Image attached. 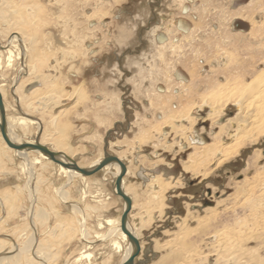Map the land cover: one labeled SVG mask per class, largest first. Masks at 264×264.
<instances>
[{
    "label": "rangeland",
    "instance_id": "rangeland-1",
    "mask_svg": "<svg viewBox=\"0 0 264 264\" xmlns=\"http://www.w3.org/2000/svg\"><path fill=\"white\" fill-rule=\"evenodd\" d=\"M179 6V0H0V50L14 34V45L27 47L22 59H14L5 70L11 76L0 81L5 118L34 120L39 127L32 125L26 132L14 128L18 143L41 137L50 148L55 141L61 147L58 152L83 169L104 153L106 141L105 152L128 169L123 177L125 188L132 190L128 222L140 225L137 240L142 247L136 264H264L261 125L242 129L253 140L234 157L219 164L217 157L208 165L199 163V175L183 170L199 159L191 162L187 157L212 143L218 126L238 110L229 103L220 117L204 120L209 91L216 86L228 93L237 82L242 87L264 78V59L253 62L247 74L240 62L245 55L242 35L251 36L252 50L264 52V0H185L181 11ZM235 9H244L242 18L229 16ZM219 34L223 41L217 39ZM168 38L181 41L179 52H172L170 45L158 51ZM215 45L220 50H214ZM155 51L163 54V62ZM20 62H26L30 72L20 71ZM181 111L187 119L196 118L191 128L186 120L173 123L182 125L185 141L168 126ZM159 115L166 125L159 126ZM145 129L151 141L143 143L137 138ZM231 132L218 144L231 143ZM2 146L8 148L0 142V200L12 198L16 213L2 201L6 206L0 205V239L13 241V232L30 223L25 216L29 204L27 191L8 193L22 187L29 172L21 174L22 159ZM49 166L35 167L44 194L37 204L47 213L42 226L33 225L34 240L44 245L39 262L82 264L80 256L90 253L91 264L121 263L127 242L113 232L109 240L104 238L113 229L105 220L118 219L123 208L112 190L114 169H101L83 180L68 179L56 165ZM153 179L168 183V188L158 193L155 184L150 186ZM64 191L68 198L63 200ZM75 203L79 215L73 212ZM83 228L90 245L84 242ZM248 252L251 260L245 256ZM20 264L28 263L23 259Z\"/></svg>",
    "mask_w": 264,
    "mask_h": 264
},
{
    "label": "bare ground",
    "instance_id": "bare-ground-1",
    "mask_svg": "<svg viewBox=\"0 0 264 264\" xmlns=\"http://www.w3.org/2000/svg\"><path fill=\"white\" fill-rule=\"evenodd\" d=\"M100 1L101 0H99V2ZM179 1H180V6L179 7H181L182 4L184 3V0H179ZM102 3H101V5H102ZM239 8H241V7H239ZM251 8H249L248 10L246 9L248 14H250ZM37 10H38V7H37ZM101 10H103V9H101ZM101 10H99V12H101ZM241 10L243 11L244 9H237V10L235 9V11L229 13L230 14L229 16L230 17H237V18H238V16L241 17V15H240L241 12H242ZM89 15L91 16V14H89ZM187 16L188 15H186L185 18H187ZM91 17H93V16H91ZM86 20H88V18ZM191 32L192 31L190 30L187 34H185V36L191 34ZM14 35H15V37H17L16 34H14ZM15 37L14 36L11 37V39L9 41V44H11V46H13L16 49V54L13 53L12 49H9V48L4 50V52L6 54L5 55L6 56V59H5L6 61L5 62H8V64H11V62H14L13 61L14 59L15 60L22 59V51L25 52V50H26L25 49L26 46H24V45H22L20 49L18 47H16L17 46L16 44H15L16 46L14 45V43L16 42V38ZM240 37H241L240 40L243 43V46H241L240 49L242 50L243 54H245L243 56V59L240 62H244L243 65H242V67H243L242 71L247 74V73L250 72V68H251V65H252L253 62H256L258 60L264 59V52L263 51H259V49L258 50H256V49L252 50L253 44H252V42L250 40L251 36H250V38L249 37H244L243 35L240 36ZM217 39L222 40V39H225V38L221 37L220 34H219ZM172 42L173 41H171V38H168V41L166 43L159 44L156 48L159 51V50L165 49L166 45L167 46L170 45L169 47L171 48L170 50L172 52H175V51L179 52V49H180L179 46H180V42L181 41L180 42L179 41L178 42H174V43H172ZM248 44H250L249 47H248ZM157 49H155V50H157ZM213 49L214 50H220V46L219 45H215L213 47ZM151 51H152V49H151ZM158 51H155V52L158 53ZM236 53H237V55L241 56V53L238 50L236 51ZM151 55H154V54H151ZM157 55L159 57L158 59L160 60L159 62H163L162 61L163 60V54L162 53H158ZM173 55H174V57L176 56V54H173ZM2 57L4 59V56H2ZM147 58L149 59V57H147ZM144 59L146 60V58H144ZM150 59H153V57L151 56ZM179 61H180V59H176V62H179ZM135 63H137V65L139 67L141 66L140 62H134L133 66L135 65ZM169 69H170L169 70V75H170V73L173 72L174 68L172 66ZM168 78L170 79V76H168ZM206 83L210 84V85L213 84L209 79H206ZM239 83L240 82H237V85H235L233 89L230 88L231 90L228 93H226L224 90L216 89V86L213 89H211V91H209V93H211L212 96L209 97L208 100L204 103V106L206 107V109H208V112L206 113V115L204 117L205 118L204 120H207V119L212 120V119L220 117L222 115V113H223L224 106L226 104H229V103H232L233 106H235V107L238 106V110L236 111V114H235L234 117H232L230 119H226L225 122L222 125L220 124L218 126V132L216 133V135H214L212 143H209L207 145H202V147H200L198 150L197 149L194 150L193 156L190 155V156L187 157L189 161L194 162V159L197 156H199V159H197L193 164H191V165L186 164V165L183 166V170H185L187 172H190L191 175H197L199 173V170H200L199 163H205L206 165H208L209 162L214 157H217L218 158V164H219V163H221V162H223L225 160H228V159L234 157L236 155V153L238 152V150L245 143H247L248 141L251 142L253 139L251 140L250 137H248L246 134H244L242 129H245V128L250 127V126H254V125L260 124L261 125L260 131L262 130V132H260V133H264V104H261V101L264 99V78L256 77L252 81V83H247L246 86H242V87H239ZM177 84L178 85H182L183 82L179 81V82H177ZM175 85H176V83H175ZM211 88H212V85H211ZM241 89H242V91H241ZM168 91H169V87L165 88L164 94L168 93ZM219 91L221 93H219ZM2 92H3L2 89H0V95L2 94ZM16 92H17V90H16ZM1 100H2V98H1ZM4 111H5V108H4ZM158 117H160V121H163V116L159 115ZM178 117H179L178 119H176L174 121H171L170 124L168 125L169 126V131L174 133V135L179 136L181 139H183L185 141L186 140V135H183L184 134L183 133L184 129H183L182 125L178 123V126H174L173 123L174 122H183V120L184 121L186 120L185 122H188L189 123V128H191L195 124L196 118H192L191 117V118L187 119V118L184 117V113L182 111L179 113ZM5 120H6L8 138L13 143H18L19 142V138L13 132L14 128L15 129H19V130H21L23 132H26V131L29 130V128L32 125H36L37 127H39V124L35 123L34 120L23 118V117H8V116H6ZM232 121L234 122V124L231 123ZM167 123H168L167 121H163L162 123H160L159 126L161 127L163 125H166ZM240 125L242 127H240ZM231 129L233 130L232 131L233 134H232L231 143H228L227 145H224V146L219 145L218 141L221 139L222 135L223 134L224 135L225 134L228 135V133L231 132ZM137 139H139L143 143L151 141L150 134H149V129H145V130L141 131L138 134V138ZM0 142L1 143L3 142L1 136H0ZM28 143L33 144L34 141H31V142H28ZM38 143L40 145H42V146L46 145V141L41 139V137H39ZM193 147H195V146H193ZM2 148L5 149V150H8V151H11V152L13 151L15 155L19 156L20 159H22V163L19 165L21 174L25 173V171L29 172V175H28L29 177H28V180L25 182V184L22 187H19V188L16 187L14 189V190H16L14 193H8V194H10V195L18 194V193L20 194L22 192V190L27 191L25 197L27 198L29 205H27V207L25 208V216H26V218L29 219L30 223L28 222V226L25 225V227L23 229H20V230L16 231V233L13 232V235L15 236V240L6 241V240H1L0 239V264H20V262H22L23 259L28 264H29V262L31 264H43V263H41L42 261L39 258H40L41 252L44 251V245L41 244V242H36L34 240V238H33V232L35 230V228H33V225L36 224L37 226H42L43 222L46 220V217H47L46 216L47 213L45 212L44 208H42L41 206L39 207L38 204H37V202L39 200L44 199V198L41 197V195L43 194V191L40 188V184H41L40 177L42 175L39 172H36V170H35L36 165L39 166L38 167L39 170H42L43 168H46L49 165H53L54 164V165L57 166L59 173L64 174V176L66 175L68 177V179H70L72 177H78V178H81L83 180H86V179H90L91 175L85 177V176H81V175H79V174H77V173H75L73 171L64 169V168L60 167L59 165L49 161L46 157H44L43 155H41L37 151H21V152H17V151H14L12 149H9V148L6 149L3 146H2ZM48 149L51 150L52 152L61 151V150H59V149H61V147L55 141H52L51 147L48 148ZM30 152H33V153L37 154V156H34ZM32 155L34 157L33 158H29ZM102 157H103V154L101 153L100 157L95 162H93L90 166L88 165L89 166L88 168H90V167L96 165L97 163H99L100 160L102 159ZM76 165H77V163H76ZM33 167H34V169H33ZM111 168L114 169V173L112 174L113 175V179H114L117 176V174H118L117 165L111 164V165L105 166L102 169V171L105 172V171H108ZM126 171L128 173V169ZM34 172L36 173V175H34ZM69 181H68V183H69ZM123 181H124V178L122 179V189H123V192L125 193V195L128 196V193L131 192L132 190L130 188L129 189L125 188V185H124ZM152 182L153 183H151V185L149 183V185L152 187L155 184L156 185L155 187L157 188L158 193L161 192V191H165V189H167L168 186H169L168 183L164 185L162 183V181H160L158 179H153ZM60 194L62 195L63 200L65 199V197L68 198L66 196V194H67L66 191H64L63 193H60ZM84 196H85V193L83 192V195L81 196V199H84ZM3 197H4V199H2V201L5 202L6 204L9 203L10 206H7V207H10L9 209H11L12 212L16 213L14 211V208L12 207L13 206V201H11V200H13V199L9 198V197L6 198L5 196H3ZM2 201L0 200V205L3 206L5 204ZM30 204H31V208H30ZM72 207H73V212L78 213V215H79V213L81 211L79 209L78 203L73 204ZM89 210H91V211L94 210L95 211L96 209H92L91 208ZM11 211L9 210L8 213L12 214ZM120 215H119L118 219H116V220H113V219L112 220L111 219L105 220V224H107L108 226L113 225V229L109 230V232L104 235L105 237L104 236L103 237L105 239H108L110 237V233L113 232V234H116L122 241L127 242L126 251L124 253V256L121 258L122 259L121 263H123L128 258L129 254L131 252V246L129 245L126 236L120 231V228H119V226H120ZM7 216H8V214H7ZM0 218L2 219L3 217H0ZM83 221H84V217H83ZM204 221H206V220H202V222L199 221L198 222L199 225L204 223ZM81 223L83 225V222H81ZM2 225H3V221H0V226H2ZM139 226L140 225L136 224L133 227H131V224H129V222L127 223V230L136 238V240H137V231L139 229ZM0 230H1V228H0ZM28 233H29V235H27ZM82 234H83L82 236L84 238V242H86L87 245L92 244L91 241L88 240L89 234L84 228L82 230ZM22 237L24 238L23 239L24 241L21 242L20 244H18V239H20ZM112 240H114V239H112ZM5 243H6L7 246L5 245ZM138 244H139V241H138ZM113 246H114L115 252H118V250H119L118 244L116 242H114ZM141 249H142V247L139 245V253H138V256H137L138 258H139V255L141 254V251H142ZM91 255L92 254H90V253H83L80 256V259L83 261L82 264H91V262H90V259L92 258ZM245 256H247V258L249 260L252 259L250 252L246 253ZM135 259H134V263H135ZM39 260L41 262H39ZM78 260H76V261H78ZM100 264H103L102 261H101ZM213 264H219V263L217 261H215Z\"/></svg>",
    "mask_w": 264,
    "mask_h": 264
},
{
    "label": "water",
    "instance_id": "water-1",
    "mask_svg": "<svg viewBox=\"0 0 264 264\" xmlns=\"http://www.w3.org/2000/svg\"><path fill=\"white\" fill-rule=\"evenodd\" d=\"M109 135V133L106 134V137ZM0 136L5 143V145L14 151L21 152V151H37L44 157H46L49 161L59 165L60 167L73 171L81 176H90L101 169H103L105 166L115 164L118 167V174L114 178L112 190L115 196H118L122 203L123 208L120 215V231L126 236L127 241L129 245L131 246V252L128 256V258L121 264H136L134 263V259L138 256L139 253V244L136 238L127 230V223H128V213L131 209V200L130 198L125 195L122 189V179L126 173V167L125 165L114 156H111L105 152V149L107 147V143L104 140V149H103V157L100 160L99 163L96 165L83 169L79 168L76 163L71 160L70 158L64 156L62 153L59 152H52L49 150L46 146H42L38 143V137L34 141L33 144L30 143H13L9 140L7 135V127H6V120H5V111L4 106L1 100L0 95Z\"/></svg>",
    "mask_w": 264,
    "mask_h": 264
},
{
    "label": "crops",
    "instance_id": "crops-1",
    "mask_svg": "<svg viewBox=\"0 0 264 264\" xmlns=\"http://www.w3.org/2000/svg\"><path fill=\"white\" fill-rule=\"evenodd\" d=\"M14 37H15V35H14ZM15 38H17V37H15ZM12 49V52H13V49H14V47L13 46H11L10 44L7 46V48L6 49ZM25 49H26V47H25ZM16 50V49H15ZM4 53V54H3ZM13 53H15V52H13ZM6 54H5V52H4V50L2 49V50H0V81H3V82H6V77H10L11 75H10V73H5V70H8L9 68H12V63L13 62H11V64H8V62H5L6 60V56H5ZM2 56H4V59H3V57ZM3 61V62H2ZM5 65V66H4ZM7 65V66H6ZM27 65V63H25V62H23V64H21V62H20V71L21 70H23V69H25V71L26 72H30V69H28V71H27V68H25V67H27L26 66ZM22 67V68H21ZM5 68V69H4ZM14 74V73H13ZM4 84H0V86H3ZM120 264V263H119Z\"/></svg>",
    "mask_w": 264,
    "mask_h": 264
},
{
    "label": "flooded vegetation",
    "instance_id": "flooded-vegetation-1",
    "mask_svg": "<svg viewBox=\"0 0 264 264\" xmlns=\"http://www.w3.org/2000/svg\"><path fill=\"white\" fill-rule=\"evenodd\" d=\"M184 2H185V0H184ZM183 5V4H182ZM182 7V6H181ZM181 7H179L180 8V11H181ZM191 30V29H190ZM172 39V38H171ZM154 41H155V37H154ZM156 42V41H155Z\"/></svg>",
    "mask_w": 264,
    "mask_h": 264
}]
</instances>
